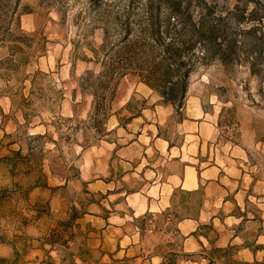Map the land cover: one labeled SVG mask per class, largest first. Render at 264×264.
<instances>
[{"label": "rangeland", "instance_id": "374dc122", "mask_svg": "<svg viewBox=\"0 0 264 264\" xmlns=\"http://www.w3.org/2000/svg\"><path fill=\"white\" fill-rule=\"evenodd\" d=\"M114 1L124 3L125 0H0V97L11 99V115L20 113L25 119L14 134L1 135L0 159L11 167L9 171L2 170V175H11L12 180L2 182L0 193H61L66 197L71 212L50 218L58 229L51 240L65 255L70 250H66L68 246L60 238L59 225L72 221L85 206L101 200L99 196L89 198L83 193H111L104 186L108 180L104 176V161L112 152L105 143L119 147L120 134L125 133L122 129L117 131L114 119L117 117L127 129L132 120L130 114H139L150 107L146 99L149 90L136 91V86L143 83L129 74L115 82L114 100L119 98V101L113 100L106 117L97 119L103 121L101 129L92 116L94 80L87 78L89 72L98 75L102 71L105 30L113 27L116 15L108 3ZM144 1L134 0L137 6ZM204 1L211 4L215 15L226 18L223 23L230 25V34L238 35L242 27L248 29L252 24L247 20L239 23L231 17V11L239 8L247 15L257 2L264 3V0ZM201 2L196 0L193 7ZM192 13L197 18L200 11L193 8ZM263 31L264 24L258 25V34ZM14 47L24 52L22 56L16 55L15 60ZM255 51L250 53V58L255 60H236L230 65L221 64L215 57L204 63L198 61L191 74L184 108L179 112L174 109L160 125V134L182 145V121L188 113L186 104L188 100L191 104L199 100L206 119L215 125L220 145L246 150L252 169L264 178V45ZM241 53L246 55L244 50ZM130 95L126 110L120 109V104ZM9 145H12L10 150ZM115 158L118 159L114 155ZM97 165L99 168L92 176L99 174L102 183L90 186V181L82 178V171ZM116 167V175L111 177L114 179L110 186L114 187L112 193L121 189L136 190L138 182H122V170ZM177 197L182 207L176 208L177 217L194 216L200 197L181 193ZM76 205L80 210L75 209ZM17 216L12 213V218ZM31 216L34 218L35 214ZM165 223L164 215L146 216L141 220L148 251L154 248L156 255L168 257V264H209L201 257L210 258V264H264V245L257 244L264 239L258 240L257 222L244 223L239 231L256 252L254 259L250 254L239 255L237 246L222 250L213 245L200 252L186 253L183 237L171 234L173 226L164 228ZM152 229L154 234L150 233ZM201 232L214 242L219 236L212 225H205ZM159 238L168 242L156 244Z\"/></svg>", "mask_w": 264, "mask_h": 264}, {"label": "crops", "instance_id": "0c3cea01", "mask_svg": "<svg viewBox=\"0 0 264 264\" xmlns=\"http://www.w3.org/2000/svg\"><path fill=\"white\" fill-rule=\"evenodd\" d=\"M141 88L149 90L146 99L150 107L130 114L127 129L116 117L115 128L125 132L120 134V146L105 143L112 150L104 161V176L108 177L104 186L111 193H83L101 200L59 225L60 238L70 253L57 250L60 246L51 240L58 229L50 218L71 212L66 197L61 193H0V264H168V257L156 255L154 248L148 251L145 246L141 220L157 215L166 217L164 228L173 226L171 234L183 237L186 253L213 245L222 250L237 246L239 255L256 257L239 233L244 223L257 222L258 240L264 239V178L252 169L249 153L235 145H220L215 125L206 119L199 100L192 104L188 100L186 104L184 143H172L160 134V125L173 114L174 107L161 103V98L144 84L139 83L136 91ZM131 96L120 104V109L126 110ZM0 107L1 141V135L14 134L25 119L20 113L11 115L8 97H0ZM98 165L82 171V178L89 180L90 186L102 183L99 174L92 176ZM116 166L122 170V182H138L136 190L112 193L111 177L116 175ZM10 168L0 159V191L2 182L12 180L11 175H2V170ZM178 193L200 197L194 216L177 217L176 208H182ZM75 209L80 210L79 205ZM12 213L18 216L12 218ZM205 225L217 230V241L204 237L201 230ZM167 242L159 238L156 244ZM257 244L264 245V241ZM201 260L212 262L207 257Z\"/></svg>", "mask_w": 264, "mask_h": 264}, {"label": "trees", "instance_id": "16d2710c", "mask_svg": "<svg viewBox=\"0 0 264 264\" xmlns=\"http://www.w3.org/2000/svg\"><path fill=\"white\" fill-rule=\"evenodd\" d=\"M195 1L145 0L139 6L134 0L108 3L116 15L113 27L105 30L102 71L98 75L89 72L87 78L94 80L92 116L96 117L98 129L103 121L97 119L110 111L116 95L114 84L119 78L129 74L138 77L157 93L161 103L172 105L179 112L185 106L191 74L198 61L204 63L215 57L223 65L236 60L246 62L253 49L264 45V31L257 32L258 25L264 24V3L257 2L247 15L239 8L231 11V17L239 23L247 20L252 24L248 29L242 27L238 35L230 34V25L223 23L226 18L215 15L211 4L203 0L193 7ZM193 8L200 11L197 18ZM243 50L246 55L241 53ZM196 52L199 54L194 60ZM23 53L20 47H14L12 57Z\"/></svg>", "mask_w": 264, "mask_h": 264}]
</instances>
